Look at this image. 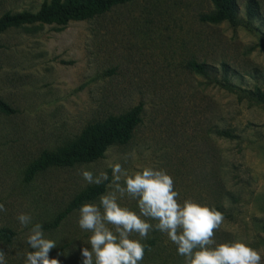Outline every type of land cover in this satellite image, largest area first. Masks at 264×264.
Returning <instances> with one entry per match:
<instances>
[{"label":"rangeland","instance_id":"obj_1","mask_svg":"<svg viewBox=\"0 0 264 264\" xmlns=\"http://www.w3.org/2000/svg\"><path fill=\"white\" fill-rule=\"evenodd\" d=\"M45 0H0V16L36 12ZM246 24V0H238L240 25H211L199 17L209 0H127L84 21L10 29L0 35V99L16 110L0 115V237L6 264H24L26 238L40 223L49 253L59 264H82L90 233L78 226L79 210L56 229H45L84 188L81 169L106 171L120 163L129 174L144 167L166 170L182 203L215 208L224 223L217 243L240 241L258 250L264 264V0ZM205 63L208 77L186 68ZM229 68V92L216 81ZM260 89L263 99L253 96ZM142 104L141 123L125 145L71 168H50L25 182L27 167L44 150L74 140L89 124ZM228 131L232 138L218 136ZM99 198L92 203H98ZM121 205L138 211L135 201ZM32 217L23 227L17 217ZM133 239H139L133 236ZM141 264H184L176 246L158 231L141 241Z\"/></svg>","mask_w":264,"mask_h":264},{"label":"clouds","instance_id":"obj_2","mask_svg":"<svg viewBox=\"0 0 264 264\" xmlns=\"http://www.w3.org/2000/svg\"><path fill=\"white\" fill-rule=\"evenodd\" d=\"M94 173L81 169L80 175L90 185H105L98 203L79 208L78 226L90 233L89 247L80 249L82 264H141L150 247L141 241L158 231L176 246L184 264H262L258 250L240 241L217 243L215 233L224 223V215L215 208L190 199L182 203L174 190V180L164 169L144 167L129 174L120 163ZM125 198L135 201L138 211L121 205ZM0 203V212H5ZM17 220L23 227L32 223L28 214ZM138 236L139 239H133ZM28 251L24 264H59L49 253L56 242L45 237L43 226L34 224L26 238ZM0 264H6L0 249Z\"/></svg>","mask_w":264,"mask_h":264},{"label":"trees","instance_id":"obj_3","mask_svg":"<svg viewBox=\"0 0 264 264\" xmlns=\"http://www.w3.org/2000/svg\"><path fill=\"white\" fill-rule=\"evenodd\" d=\"M127 0H45L36 12L22 11L5 13L0 16V35L10 29L29 26L55 25L63 29L69 22L89 20L111 11ZM212 10L200 15L201 22L217 25L223 22L236 27L241 24L238 18V0H209ZM259 11L257 0H246V24L254 19ZM2 47L0 41V48ZM186 68L193 73L208 77L210 68L205 63L189 61ZM216 83L229 92L238 93L241 89L230 81L229 68L222 64L220 78ZM253 96L263 99L260 89H255ZM16 110L0 99V115L11 116ZM142 104L131 108L119 116H109L101 122L87 125L71 142L54 151L44 150L26 169L24 181H31L38 173L50 168H71L77 164L90 163L104 157L112 145H125L129 142L135 128L141 123ZM218 136L232 138L228 131H217ZM106 191L105 185H90L80 191L54 219L45 225V229H56L61 222L81 205L92 203ZM264 233V225H263ZM14 234L0 230V237L10 239Z\"/></svg>","mask_w":264,"mask_h":264}]
</instances>
